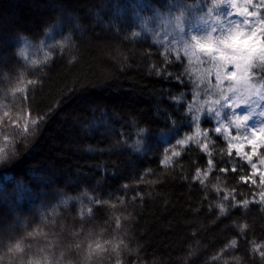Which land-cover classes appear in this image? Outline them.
Listing matches in <instances>:
<instances>
[{
  "label": "trees",
  "instance_id": "16d2710c",
  "mask_svg": "<svg viewBox=\"0 0 264 264\" xmlns=\"http://www.w3.org/2000/svg\"><path fill=\"white\" fill-rule=\"evenodd\" d=\"M204 3L0 0V116L38 121L27 136L9 127L7 145L0 128V256L21 242L47 264H264L252 251L264 243V212L223 198H252L239 179L248 166L211 131L231 110L201 115L211 156L202 138L178 143L195 134L201 104L232 95L228 81L217 87L211 63L176 59L191 34L226 23L204 17ZM261 104L251 126L264 121ZM198 170L209 172L204 184ZM233 239L238 247L223 251ZM97 242L109 250L89 258Z\"/></svg>",
  "mask_w": 264,
  "mask_h": 264
},
{
  "label": "snow or ice",
  "instance_id": "6c2138e0",
  "mask_svg": "<svg viewBox=\"0 0 264 264\" xmlns=\"http://www.w3.org/2000/svg\"><path fill=\"white\" fill-rule=\"evenodd\" d=\"M202 11L204 17L223 16L227 18L226 23L213 22L205 35L191 34L183 45V53L181 54L179 49L176 50V59L182 61L187 57L189 62L195 60L201 64L211 63L212 68L209 72L215 69L217 87L223 81L229 82L228 92L232 95H225L222 90L221 100L225 102L232 100V102L221 104V100H209L201 104L196 113L192 114L195 134L188 136L186 140H179L178 143L184 145L187 141L202 138L204 143L201 144V151L211 156L210 147L213 140L209 136V130L200 126L201 115L204 112L215 113L219 118L223 107L230 109V114L225 117L227 122L220 121L211 131L227 142L229 157L235 156L248 166V170L244 171L239 179L242 184L251 189L249 196L252 198L237 200L235 195L228 194L223 198L230 201L229 208L238 207L248 210L250 205H258L260 211L264 212V121L255 126L249 123L255 113L253 104L264 101V0H205ZM179 20L180 17H177L178 27ZM179 30L184 31L183 27ZM133 35L136 36L139 33H133ZM222 53H227V56ZM238 55L239 58H237ZM203 58H207V61ZM17 91L23 92L24 89H17ZM233 96L237 99L233 100ZM173 99L179 100L176 97ZM262 105L264 104L259 107ZM238 109H247V114H237ZM189 112H192L191 105ZM259 115L264 118V111H260ZM37 124L38 121L30 118V114L13 115L10 111H4L0 116V128L5 131L3 137L5 145L9 143L7 134L9 127L19 130L17 135L27 136ZM143 131L144 129L139 130L140 133ZM6 152V147H0V160L5 158ZM173 155H179V153L174 152ZM209 160L211 161L208 163L210 170L214 162ZM220 171L225 172L227 169L221 168ZM231 171L236 173L239 169L233 167ZM208 175L209 172L204 171V178H201V172L198 170L195 179L204 184ZM231 191L235 193V189ZM224 210L221 208V212ZM87 213H92L90 207ZM238 229L241 234H245L248 224L240 223ZM237 247V240L233 239L223 251L227 252ZM88 248L89 258L97 252L109 250L99 242L95 244V248L92 245ZM111 250L117 252L118 246H114ZM252 251L264 259V243L253 242ZM5 257L9 258V264H47L49 259L48 256L43 255V252L34 256L29 255V249L25 248L21 242L12 243L7 247L4 255L0 256V264Z\"/></svg>",
  "mask_w": 264,
  "mask_h": 264
},
{
  "label": "rangeland",
  "instance_id": "374dc122",
  "mask_svg": "<svg viewBox=\"0 0 264 264\" xmlns=\"http://www.w3.org/2000/svg\"><path fill=\"white\" fill-rule=\"evenodd\" d=\"M54 5H51V7H53ZM50 8V7H49ZM8 44V42L6 43ZM4 46L5 44H1L0 43V52L2 53V49L4 50ZM2 61H4V58L2 59ZM14 227V226H13ZM74 260V258H73ZM78 262V264H92L89 262V260L87 259V257H82L81 260L78 259L76 260ZM97 264V263H96ZM100 264H108L106 261H100Z\"/></svg>",
  "mask_w": 264,
  "mask_h": 264
}]
</instances>
